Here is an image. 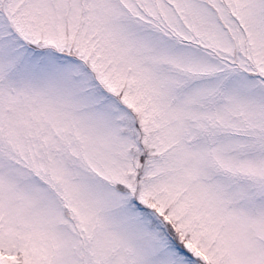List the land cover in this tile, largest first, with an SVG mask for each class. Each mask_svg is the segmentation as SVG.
<instances>
[{
  "label": "snow or ice",
  "instance_id": "obj_1",
  "mask_svg": "<svg viewBox=\"0 0 264 264\" xmlns=\"http://www.w3.org/2000/svg\"><path fill=\"white\" fill-rule=\"evenodd\" d=\"M0 264H264V0H0Z\"/></svg>",
  "mask_w": 264,
  "mask_h": 264
}]
</instances>
